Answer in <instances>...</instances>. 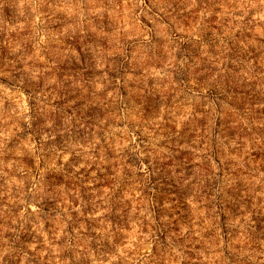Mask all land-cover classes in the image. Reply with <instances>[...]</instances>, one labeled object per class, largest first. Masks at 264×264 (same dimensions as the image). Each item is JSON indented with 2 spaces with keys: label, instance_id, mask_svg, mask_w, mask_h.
I'll use <instances>...</instances> for the list:
<instances>
[{
  "label": "rangeland",
  "instance_id": "rangeland-1",
  "mask_svg": "<svg viewBox=\"0 0 264 264\" xmlns=\"http://www.w3.org/2000/svg\"><path fill=\"white\" fill-rule=\"evenodd\" d=\"M0 264H264V0H0Z\"/></svg>",
  "mask_w": 264,
  "mask_h": 264
},
{
  "label": "trees",
  "instance_id": "trees-1",
  "mask_svg": "<svg viewBox=\"0 0 264 264\" xmlns=\"http://www.w3.org/2000/svg\"><path fill=\"white\" fill-rule=\"evenodd\" d=\"M29 163H27L26 164V166L30 169V170H35L36 168L34 167V163H33V161H31V160H29L28 161ZM122 168H123V170H125V168L122 166ZM37 172V171H36ZM60 175H69V171H66V170H64V169H61V170H59V172L58 173H56L54 170H49V169H46V172L44 173V176L43 177H46V181H48V182H50V181H52V180H55V179H59V176ZM51 186H53L52 184H51ZM53 188V187H52ZM50 196H55V197H57V196H59V193L58 192H56L55 190L54 191H51V192H49L48 193ZM158 198H156V197H152V202L154 201V202H156V206H158V209H160V207L162 206L161 205V202L163 201V199H158Z\"/></svg>",
  "mask_w": 264,
  "mask_h": 264
}]
</instances>
